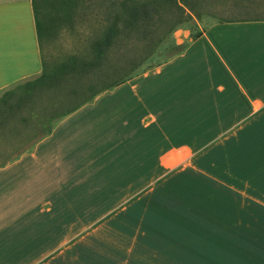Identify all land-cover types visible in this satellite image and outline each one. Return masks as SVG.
I'll return each mask as SVG.
<instances>
[{
  "label": "crops",
  "instance_id": "obj_1",
  "mask_svg": "<svg viewBox=\"0 0 264 264\" xmlns=\"http://www.w3.org/2000/svg\"><path fill=\"white\" fill-rule=\"evenodd\" d=\"M41 72L32 0H0V93ZM152 76L158 166L194 169L186 195L217 198L216 221L154 190H30L0 212V264H264V19L210 26ZM215 154L231 178L204 172Z\"/></svg>",
  "mask_w": 264,
  "mask_h": 264
},
{
  "label": "rangeland",
  "instance_id": "obj_2",
  "mask_svg": "<svg viewBox=\"0 0 264 264\" xmlns=\"http://www.w3.org/2000/svg\"><path fill=\"white\" fill-rule=\"evenodd\" d=\"M119 1L43 0L39 39L47 70L71 56L90 59L91 43L103 33L107 21L119 13ZM186 14L190 18L168 34L174 9L166 7L154 16V40H163L136 69L133 52H138V58L144 57L152 46L141 41L131 50L129 41H125L99 70L63 82L54 93L38 90L19 108L0 104V212L26 200L22 195L29 196L30 190L36 192L28 199L32 205L35 197H48L44 203L51 205L59 192L154 190L162 206L187 207L193 220L216 221L217 198L186 195L191 184L186 178L194 169L192 173L188 166L164 171L158 166L159 151L153 147L157 134L152 131V117L143 118L142 95L144 86L152 84L153 73L182 54L210 26L264 19V0H196L193 12L186 10ZM115 80L120 84L100 93L75 114L47 124L44 116L52 102L70 107L87 96L90 88L95 91ZM72 89H78L79 94L69 98ZM11 101L15 104L17 96ZM49 126L51 133L46 135ZM9 156L15 158L9 161ZM218 159L224 161L215 154L210 164L202 167L204 172L216 176L219 169L231 178V171L219 165ZM8 216V212L0 213V221H7Z\"/></svg>",
  "mask_w": 264,
  "mask_h": 264
},
{
  "label": "trees",
  "instance_id": "obj_3",
  "mask_svg": "<svg viewBox=\"0 0 264 264\" xmlns=\"http://www.w3.org/2000/svg\"><path fill=\"white\" fill-rule=\"evenodd\" d=\"M194 1L196 0L119 1V13H116V15H114L107 21V26L103 33L92 41L90 46V59L71 56L61 64L55 66L52 70H47L42 57L41 74L38 77L19 84L14 89L8 90L3 93L0 97V104L9 105V108H19L22 105V102L25 103L27 102V100L31 101L38 90H43L50 94L54 93V91H57L60 88L63 82H73L79 77L87 76L89 73L99 70L102 64H104L108 60L110 56L109 54L114 50L123 47L125 41H129L128 46L131 48V50H134L137 43L141 41L147 42L150 46H152L151 48H149V50L147 51L148 53L144 57L138 58V52H133V55L135 56L132 57V62L134 63V69H136L148 58V56H150V54L153 52V47L158 45L163 40V37H159L158 39L154 40L153 34L156 30L154 16L159 14L161 9H166V7L174 9L175 18L173 19V21H171V24L169 25V28L167 30V34L171 33L186 19L190 18V16L186 14V10L189 12H193ZM42 4L43 0H32L33 16L39 44V19L40 16L42 17ZM119 84L120 82L115 80L109 81V83L98 87L95 91L93 90V88H90L88 90L87 96L82 97L70 107H61L58 103L52 102V107L49 109L48 114L44 116L47 124H50L57 119L71 114L81 106L91 101L100 93L110 88L116 87ZM18 92H20V94H17ZM77 94H79L78 89H72L69 91L68 97L73 98ZM16 96L17 101L15 104H12L11 99ZM49 133H51V126H49V128L47 129L46 135ZM14 158L15 156H9L8 160H12ZM2 166L3 164L0 165V168ZM182 208H186L185 210L187 212L192 213L187 207Z\"/></svg>",
  "mask_w": 264,
  "mask_h": 264
}]
</instances>
